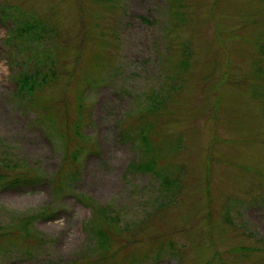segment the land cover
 I'll return each mask as SVG.
<instances>
[{
	"label": "rangeland",
	"instance_id": "1",
	"mask_svg": "<svg viewBox=\"0 0 264 264\" xmlns=\"http://www.w3.org/2000/svg\"><path fill=\"white\" fill-rule=\"evenodd\" d=\"M0 264H264V0H0Z\"/></svg>",
	"mask_w": 264,
	"mask_h": 264
},
{
	"label": "trees",
	"instance_id": "2",
	"mask_svg": "<svg viewBox=\"0 0 264 264\" xmlns=\"http://www.w3.org/2000/svg\"><path fill=\"white\" fill-rule=\"evenodd\" d=\"M134 169L135 170H140V172L151 171V169H149L147 165H143V164H136ZM18 180H19V182H16L15 184H20V185L29 184V183L25 182L24 180H20V179H18ZM12 185H14V184H12ZM12 185H8V186H5V187H10ZM50 213H52V212H50ZM54 214H55V212H53L52 214H48V215H54ZM241 249H243V248H241ZM158 258L160 259L161 256L158 257Z\"/></svg>",
	"mask_w": 264,
	"mask_h": 264
}]
</instances>
